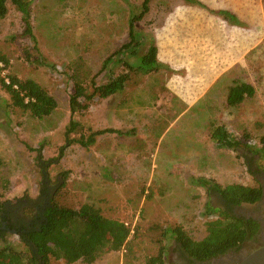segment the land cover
<instances>
[{
  "label": "rangeland",
  "instance_id": "374dc122",
  "mask_svg": "<svg viewBox=\"0 0 264 264\" xmlns=\"http://www.w3.org/2000/svg\"><path fill=\"white\" fill-rule=\"evenodd\" d=\"M142 1L33 0L31 35L24 33L22 16L10 3L0 20V53L9 61L0 81L8 82V75L33 80L57 103L48 117L35 119L10 107L0 84V199L9 205L35 200L45 189L46 174L58 205L91 204L106 218L125 223L127 243L90 264H144L160 248L164 264H174L178 243L170 228L179 226L192 239H203L205 223L214 218L206 214L208 186H254L251 161L264 163L259 152L264 137V2L199 0L206 6L202 8L182 0H150L135 29L140 40L153 39L164 67L141 74L116 61L103 69L106 58L129 41V17L140 12ZM227 6L244 20L242 26L209 12ZM143 52L145 48L138 54ZM124 59L138 61L132 55ZM78 60L98 85L125 71L129 80L121 92L95 98L87 111L74 115L79 127L69 138L101 129L121 135L99 136L87 149L73 143L60 155L68 143L73 91L68 65ZM233 80L255 88L254 97L238 107L225 102ZM217 125L242 142L244 156L243 148L215 146L209 133ZM7 241L20 245L13 235ZM50 264L88 263L52 259Z\"/></svg>",
  "mask_w": 264,
  "mask_h": 264
},
{
  "label": "trees",
  "instance_id": "16d2710c",
  "mask_svg": "<svg viewBox=\"0 0 264 264\" xmlns=\"http://www.w3.org/2000/svg\"><path fill=\"white\" fill-rule=\"evenodd\" d=\"M32 1L0 0V20L6 16L10 3L22 16L24 33L31 35L29 19ZM149 1L143 0L140 5V12L133 13L129 17V41L106 58L102 65L103 69L116 61L124 66L128 72L141 74L157 72L160 67H164L157 59V47L153 39L147 37L146 40H140L139 33L135 29V23L148 11ZM262 1L264 2V0ZM182 2L190 6L206 8L199 0H182ZM209 12L230 25L242 26V22L228 10L216 9L209 10ZM144 48L145 52L139 55V49L144 50ZM128 52L130 53L128 54ZM128 55L137 57V63H128L124 59ZM25 56L29 60H33L32 53L25 52ZM35 60L41 62L38 57ZM8 67V59L0 53V71ZM82 67L79 60L68 65L69 77L73 82V91L68 102L70 121L65 131L68 143L59 149L60 155L64 149L73 143L87 149L95 143L99 136L113 133L121 135L120 131L114 129H101L89 130L88 135L78 132L77 138H69V135L73 134L79 127L73 119L74 115L87 111L95 98L106 99L121 92L129 80L128 73L125 71L117 76L109 77L106 83L98 85L95 82L96 77H90L85 70L83 71ZM7 79L8 82L1 79L0 84L10 97V104H8L10 107L27 112L35 119L48 117L57 107L55 99L35 81L21 80L12 75H8ZM254 95L255 88L251 84L233 80L228 87L225 102L228 107H238ZM128 134H132V132L129 131ZM209 138L219 149L236 150L241 145V141L235 140L223 125L211 127ZM259 144V152L264 159V137L259 139ZM207 192L218 193L231 205L252 204L259 199L261 194L258 186L237 184L220 186L219 188L208 186ZM51 203L52 207L45 213V221L30 231L27 236H20L18 239L20 245L15 247L7 239L0 241V264H50L52 259L64 260L67 263L83 261L90 264L102 253L116 251L127 243L130 236L129 227L123 222L106 218L94 205L84 203L78 208L60 206L57 204L55 196ZM3 210L4 202L0 199V215ZM206 214L214 215V218L205 223V236L199 241L192 239L179 226H174L169 230L184 252L197 261L207 260L233 247H238L245 240L247 234L243 222L234 216L216 213L211 208H207ZM30 244L33 245V248ZM164 261V250L160 248L158 254L149 257L144 264H164Z\"/></svg>",
  "mask_w": 264,
  "mask_h": 264
},
{
  "label": "flooded vegetation",
  "instance_id": "af4514ba",
  "mask_svg": "<svg viewBox=\"0 0 264 264\" xmlns=\"http://www.w3.org/2000/svg\"><path fill=\"white\" fill-rule=\"evenodd\" d=\"M251 161L250 173L255 181V186L260 188L261 194L252 204L231 205L218 193L208 195L210 208L216 213H226L241 220L247 231L245 240L238 246L226 252L211 257L204 261L190 258L181 246L175 247L176 255L174 264H241L252 253L264 247V163ZM247 164L250 162L247 160ZM45 170L47 168H44ZM44 190H39L33 201L22 199L9 205L4 203V210L0 215V241H5L9 236H27L45 221V213L52 207L54 189L48 185L47 175H43Z\"/></svg>",
  "mask_w": 264,
  "mask_h": 264
},
{
  "label": "water",
  "instance_id": "95a60500",
  "mask_svg": "<svg viewBox=\"0 0 264 264\" xmlns=\"http://www.w3.org/2000/svg\"><path fill=\"white\" fill-rule=\"evenodd\" d=\"M33 248V245L30 244ZM241 264H264V247L252 253L246 260H244Z\"/></svg>",
  "mask_w": 264,
  "mask_h": 264
},
{
  "label": "crops",
  "instance_id": "0c3cea01",
  "mask_svg": "<svg viewBox=\"0 0 264 264\" xmlns=\"http://www.w3.org/2000/svg\"><path fill=\"white\" fill-rule=\"evenodd\" d=\"M223 9L232 12V13L238 18V20H239L240 22H244V20H243L242 18L239 17V14L236 12L235 9H233V8H231V7H229V6H227V7H223ZM237 141H240V140H237ZM240 143H242V142H240ZM239 147H240V148H243V149H241L242 151H241V154H240V155L244 156V153H243V152L245 151V149H244V145L241 144ZM239 147L236 148V151H239V150H240V149H238Z\"/></svg>",
  "mask_w": 264,
  "mask_h": 264
}]
</instances>
